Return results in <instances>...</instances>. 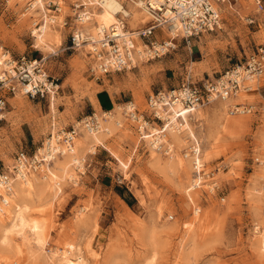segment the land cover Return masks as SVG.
Masks as SVG:
<instances>
[{
    "label": "rangeland",
    "instance_id": "374dc122",
    "mask_svg": "<svg viewBox=\"0 0 264 264\" xmlns=\"http://www.w3.org/2000/svg\"><path fill=\"white\" fill-rule=\"evenodd\" d=\"M73 1L44 0L42 7L31 0H0V59L5 51L15 58H45L47 70L61 84L51 100H31L0 90L9 102L0 120V170L12 166L21 149L32 153L40 148L58 127L77 124L93 111H101L96 94L103 89L118 96H113L116 103L104 104L103 109L116 110L121 120L118 106L126 101L134 100L146 111L152 92L181 85L189 73L195 81L216 77L264 45V12L256 10L253 0L243 1L224 10L222 30L192 39L191 46L179 37L176 48L162 58L137 62L130 70L96 81L88 71L87 51L70 48ZM58 4L60 13L55 12ZM127 5L130 27L149 23L146 11L129 0ZM102 10H94L93 20L78 29L96 34L97 13ZM66 18L69 23L64 27L60 21ZM46 21L47 53L37 46L34 32ZM88 24L94 31L86 30ZM155 34L151 40L171 36L160 29ZM111 79H116L115 84ZM240 102H255L258 112L228 115L224 103L213 102L198 110V122L189 127V133L202 142L207 170L220 169L215 191L208 182L187 192L193 168L183 157L187 146L183 135L180 143L171 135L177 155L169 157L153 150L126 121L123 127L113 121L111 132L94 133L99 139L81 132L75 141L79 162L70 172L59 171L53 163L48 173L28 178L35 193L24 198L27 215L41 223L45 240L38 244L26 232L27 242L14 233L12 243L22 251L5 252L6 264H63L62 253L76 248L86 264H264L263 176L253 160L264 154V89ZM220 105L225 114L216 112ZM218 115L221 122L242 120L246 126L225 129L218 124ZM32 133L34 145L29 142ZM18 184L25 191L29 188L26 182L17 181L15 187Z\"/></svg>",
    "mask_w": 264,
    "mask_h": 264
},
{
    "label": "built area",
    "instance_id": "2783aa9c",
    "mask_svg": "<svg viewBox=\"0 0 264 264\" xmlns=\"http://www.w3.org/2000/svg\"><path fill=\"white\" fill-rule=\"evenodd\" d=\"M117 1L122 3V9L115 13L117 21L108 27L96 22L97 35L78 28L93 20L94 10L102 9L104 0H74L72 3L73 15L69 18L74 27L70 48L87 51L90 56L88 71L96 81L111 73L130 70L137 66V62L162 58L176 48L177 44L172 42L179 37L191 46L192 39L222 30L224 10L250 0H161L159 7L148 1L146 12L150 21L139 28L129 26L132 17L123 8L128 9V0ZM254 4L258 12H264V0H254ZM60 8L58 4L55 12L60 13ZM248 21L254 22L251 18ZM60 22L64 27L69 23L67 18ZM157 29L163 34H166V29L174 35L167 39L151 40ZM3 54L0 90L31 100H51L59 94L61 84L47 70L45 59L24 55L15 58L9 51ZM261 89H264V45H258L243 61L226 68L216 77L195 81L189 73L181 85L152 92L147 98L146 111H141L134 100L126 101L120 105L123 118L120 123L118 120L115 123L119 127H123L125 121L130 123L140 139L147 141L157 153L169 157L177 155L171 134L183 135L187 141V146L182 150L183 157L191 161L193 168L190 189L197 190L210 182L211 191H215L218 188L216 175L220 169L207 170L202 142L199 137L189 133L188 125L198 122V110L213 101H228V113L233 116L254 114L258 112L257 104L239 102L238 98L242 94L260 93ZM8 106L6 95L0 94V120ZM261 110L264 111V104ZM111 112L118 114L114 109L95 110L79 120V126L58 127L42 142L43 150L37 148L32 153L25 149L18 151L12 166L0 170V211L9 205L16 180L33 173L42 176L49 163L61 154V148L72 150L81 131H100L103 121L110 118ZM253 160L263 174L261 183L264 190V154Z\"/></svg>",
    "mask_w": 264,
    "mask_h": 264
},
{
    "label": "bare ground",
    "instance_id": "6f19581e",
    "mask_svg": "<svg viewBox=\"0 0 264 264\" xmlns=\"http://www.w3.org/2000/svg\"><path fill=\"white\" fill-rule=\"evenodd\" d=\"M31 1H33L32 4L34 6H36L38 4H41L42 7H44V0H31ZM129 1L132 2L134 5H136V7L138 6L142 10L147 11L146 2L150 1V3L153 6L159 7L161 0H146V1L139 0V2L137 0H129ZM253 2H254V0H253ZM123 8L125 9V7H123ZM121 9H122V3L120 1H117V0H104L103 10L97 13V19L99 20L100 24H104L105 26L108 27L112 23L117 21V17L115 16V13H117ZM125 11L128 12L129 15L131 14L126 9H125ZM146 14H147V12H146ZM148 17H149V15H148ZM51 19L54 20V21L56 20L54 17H51ZM47 21L39 29L34 30V32L36 34L37 41H38V45L37 46L38 47L40 46L42 49H44V51H46V53H47V49L50 47L48 41L45 39V34H46L47 29L49 27ZM142 22L145 23L147 21L145 19H143ZM86 30L88 32H92V31H94V28H93V26L88 24L86 26ZM165 31L168 32L166 29H165ZM168 34H169V32H168ZM95 35H97V33ZM172 35H174V34H171V36ZM173 37H175V36H173ZM172 43L174 44V41ZM3 55L4 54H2V59H0V67H2ZM89 58H90V56H89ZM43 59H45V58H43ZM244 96H246V95H243V94L240 95L239 102L242 100V98ZM213 102L224 103L226 110H228V101H226V102H224V101H213ZM120 107L121 106H118V109H120ZM200 109H202V108H200ZM222 111H223V108L221 107V105H220L219 108H216V112L217 113L221 114ZM113 112H111V114ZM227 113H228V111H227ZM111 114L109 115L110 116L109 119H105L103 121L102 129L100 131L106 130L107 132H111L110 129L113 126L112 124H114V122L116 120H118V123L121 122V120L117 117V115H113V114L111 115ZM222 114H225V112L222 113ZM228 115H229V113H228ZM218 116H219L218 121H217L218 124L221 127L225 128V129L244 128L246 126L245 121H242V120L229 121V122H223L222 121L221 122L222 118L220 117V115H218ZM2 117H3V115H2ZM109 124H110V126H109ZM79 125H80L79 122H77V124H75V126H79ZM188 126L190 127V124ZM100 131H98V132H100ZM98 132H95V133H98ZM88 134H94V133H88ZM171 135H174L173 138H176V140L179 143L181 141H183V140H181V137H182V136H180L181 134L172 133ZM192 135L194 137H196L194 134H192ZM91 137L92 138L96 137V139H99L97 134H94ZM261 137H262L261 138V142H262V145L264 146V133L261 135ZM59 148H61L60 145H59ZM39 149L43 150V147L41 146ZM58 157H56L54 159L55 162L53 161L52 163H49L47 171H49V168L54 163L55 164V168L59 169V171H62L64 173H68V172L71 171L70 167L74 163L79 162L78 153L76 151L75 145L73 146L72 150H70V151H67L65 148H61V154ZM46 172H44L43 174H46ZM33 174H31V175H33ZM31 175H28V176L24 177L22 180L19 179V180L15 181V184H16L17 181L18 182L19 181L20 182H26V184L29 185L28 186L29 188H28V190H26L27 191L26 192L25 189L22 187L23 185L18 184L15 187V184H14V189L15 190L13 192L12 197L9 200V205L7 207H5L3 210L0 211V231L3 232V235L0 238V264H6V262H7L8 258H6L5 252L12 251L13 249H17L20 252L22 251L21 247L15 248L14 244L12 243L11 236L14 233L15 234L17 233L25 241L28 242V240H27L28 238L26 236V232H30L33 236H35V238L37 239V243L38 244L44 243V240H45L44 239V237H45L44 235L45 234H43V236H44L43 237L42 236V225H41V223L39 221H37L34 218L32 219V218H30L27 215V210L29 209V205L24 202V198L27 197L28 195L33 194V192H34V184H33V182H31V179H28ZM69 175L72 178L75 177V174L73 172L70 173ZM261 175L263 176L262 173H261ZM261 178H263V177H261ZM186 189H187L188 193L192 190V189L189 190V187L186 188ZM262 189H263V187H262ZM210 190H212V189L210 188ZM195 191H196V189H195ZM189 196H190L191 199H193L191 194ZM31 217H32V215H31ZM199 220H200V217H199L198 221ZM44 229H45V226H44ZM43 232H45V231H43ZM25 241H23V242H25ZM262 244H263L262 248L264 249V239H263V243ZM78 250H79L78 248H76L75 250H70V249L66 250L65 252L62 253L63 256L61 257L60 260L63 262V264H86V262H85L84 258L82 257L81 253L77 252Z\"/></svg>",
    "mask_w": 264,
    "mask_h": 264
},
{
    "label": "crops",
    "instance_id": "0c3cea01",
    "mask_svg": "<svg viewBox=\"0 0 264 264\" xmlns=\"http://www.w3.org/2000/svg\"><path fill=\"white\" fill-rule=\"evenodd\" d=\"M155 36L157 37V34H155ZM118 80H120V79H118ZM110 81H114V84H115V82H116V79H111ZM150 95V94H149ZM148 95V96H149ZM113 96H117V95H115V93L113 92V93H110V91H109V89H103V91H101V92H99V93H97L96 94V99H97V102H98V105L102 108V110H103V105L104 104H106V105H108V106H111V105H113L114 103H116L115 102V99H114V97ZM118 97V96H117ZM148 98V97H147ZM90 106H92V109H96V106L94 105V103H91V105ZM138 107H139V105H138ZM140 108V107H139ZM111 108H108V110H110ZM70 110V109H69ZM68 110V111H69ZM141 110V109H140ZM82 113L84 114V110H82ZM77 115V113H74L73 114V117L74 116H76ZM30 140H29V142L31 143V144H36V138L34 137V134L32 133L31 135H30Z\"/></svg>",
    "mask_w": 264,
    "mask_h": 264
}]
</instances>
